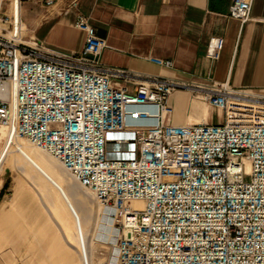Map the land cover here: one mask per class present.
Listing matches in <instances>:
<instances>
[{
    "label": "built area",
    "instance_id": "built-area-1",
    "mask_svg": "<svg viewBox=\"0 0 264 264\" xmlns=\"http://www.w3.org/2000/svg\"><path fill=\"white\" fill-rule=\"evenodd\" d=\"M25 1L8 16L0 0V126L14 127L116 211L118 254L104 264H264V116L229 105L234 92L214 84L204 99L224 114L222 124L172 125L169 98L184 85L115 87L112 77L123 74L101 65L108 45L86 18L75 21L86 32L83 50L53 52L27 38ZM37 1L46 9L59 2ZM254 3L233 0L229 17L248 23ZM223 47L212 37L208 58Z\"/></svg>",
    "mask_w": 264,
    "mask_h": 264
},
{
    "label": "crops",
    "instance_id": "crops-1",
    "mask_svg": "<svg viewBox=\"0 0 264 264\" xmlns=\"http://www.w3.org/2000/svg\"><path fill=\"white\" fill-rule=\"evenodd\" d=\"M69 1L46 9L37 0H26L22 18L27 38L53 52L80 53L86 32L75 21L81 15L106 40L101 65L123 74L112 77L115 87L134 93L138 85L156 79L185 86L169 98L173 113L168 123L222 124L224 114L204 99L214 84L227 85L249 100L236 102L231 96L229 105L264 116L252 103L264 104V0H255L252 20L244 25L229 17L233 0H79L76 8L68 9ZM9 2L12 12L15 0ZM212 37L224 39L217 60L207 56ZM150 57L173 65L157 66Z\"/></svg>",
    "mask_w": 264,
    "mask_h": 264
},
{
    "label": "rangeland",
    "instance_id": "rangeland-1",
    "mask_svg": "<svg viewBox=\"0 0 264 264\" xmlns=\"http://www.w3.org/2000/svg\"><path fill=\"white\" fill-rule=\"evenodd\" d=\"M24 138L0 128V264L116 262V211Z\"/></svg>",
    "mask_w": 264,
    "mask_h": 264
},
{
    "label": "bare ground",
    "instance_id": "bare-ground-1",
    "mask_svg": "<svg viewBox=\"0 0 264 264\" xmlns=\"http://www.w3.org/2000/svg\"><path fill=\"white\" fill-rule=\"evenodd\" d=\"M2 91L4 92V88L2 89ZM231 96H233L235 99H236V102H241V101H245V100H248L246 97H244V96H240V95H236V94H233L232 93V95ZM230 96V97H231ZM249 101V100H248ZM246 102V101H245ZM253 102H255V103H253ZM256 102L257 103H263V102H261V101H252V103L253 104H256ZM228 103H229V97H228ZM11 127V126H10ZM10 127H6V126H0V128H3V129H8V128H10ZM19 135V134H18ZM20 136V135H19ZM24 140L25 141H27L28 142V140H26L25 138H24ZM29 143V142H28ZM35 147V146H34ZM35 148H37V147H35ZM38 150H40V151H43V150H41V149H39V148H37ZM43 152H45V151H43ZM46 153V152H45ZM99 199V198H98ZM100 200V199H99ZM104 204L102 203V201L100 200V206H103ZM132 205H139V204H132Z\"/></svg>",
    "mask_w": 264,
    "mask_h": 264
}]
</instances>
